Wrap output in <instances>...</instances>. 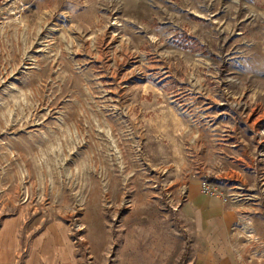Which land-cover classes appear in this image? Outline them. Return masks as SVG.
<instances>
[{
  "label": "rangeland",
  "instance_id": "1",
  "mask_svg": "<svg viewBox=\"0 0 264 264\" xmlns=\"http://www.w3.org/2000/svg\"><path fill=\"white\" fill-rule=\"evenodd\" d=\"M0 23V264H196L172 191L187 159L168 131L193 86L229 117L258 103L264 119V0H0ZM102 29L134 33L127 62L109 64ZM126 69L134 124L106 80ZM257 156L248 186L217 190L237 215V264H264Z\"/></svg>",
  "mask_w": 264,
  "mask_h": 264
},
{
  "label": "crops",
  "instance_id": "2",
  "mask_svg": "<svg viewBox=\"0 0 264 264\" xmlns=\"http://www.w3.org/2000/svg\"><path fill=\"white\" fill-rule=\"evenodd\" d=\"M10 26V23H0V29ZM64 36L62 33L61 37ZM91 36H94L95 42L101 45L105 39L107 41L105 46L113 50L112 56L106 58L108 61L111 60L109 64L128 61V57H124L128 50L125 39L128 37V42L129 38L133 41L134 33H126L125 36H120L122 39H117L114 32L102 29ZM115 40L119 42L113 47ZM97 71L100 72L99 69ZM126 73L128 74V69L125 76H118L117 72L108 74L106 80L108 84L113 85L110 91L116 97L125 95L121 99H126L127 113L134 124L133 120L137 122V117L133 113L135 105L128 102V95L133 94L134 87L122 85L119 81L126 79L127 82ZM129 73L132 75V70L129 69ZM96 78H105L103 72L98 73ZM187 93L188 91L184 90L178 97L177 102L183 107V112L181 117L176 119L173 129L168 131L170 138L179 143L182 152L180 158L187 159L184 162L180 161L178 165L176 163L179 169L175 170L177 175L172 184V191L176 198L184 201L182 210L196 231L195 263L237 264V251L232 241V231L237 218L235 210L230 207L231 204L223 201L221 193L217 192L215 196L203 193L201 182L208 181L217 190L223 185L228 188L248 186L245 178L251 171L246 165L258 157L257 155L264 160V119L260 118L263 107L257 103L255 107L249 109V116L253 115L254 111H257L256 115L241 122L234 118L237 114L236 110H231L234 108L230 109L224 103H215L211 87L193 86L189 88L188 96ZM230 112L235 115L230 114L232 117H229ZM164 134H167L166 131ZM214 158L228 161L227 164L221 162L217 166L213 162Z\"/></svg>",
  "mask_w": 264,
  "mask_h": 264
},
{
  "label": "built area",
  "instance_id": "3",
  "mask_svg": "<svg viewBox=\"0 0 264 264\" xmlns=\"http://www.w3.org/2000/svg\"><path fill=\"white\" fill-rule=\"evenodd\" d=\"M201 190L203 193H206L208 195L215 196L217 194V189L214 185L209 183L208 181L201 182Z\"/></svg>",
  "mask_w": 264,
  "mask_h": 264
}]
</instances>
